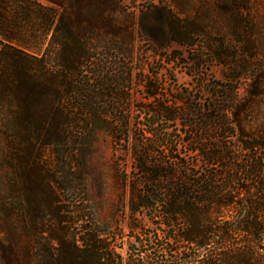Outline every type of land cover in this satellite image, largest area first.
<instances>
[{"label":"trees","instance_id":"obj_1","mask_svg":"<svg viewBox=\"0 0 264 264\" xmlns=\"http://www.w3.org/2000/svg\"><path fill=\"white\" fill-rule=\"evenodd\" d=\"M0 264H264V0H0Z\"/></svg>","mask_w":264,"mask_h":264},{"label":"rangeland","instance_id":"obj_2","mask_svg":"<svg viewBox=\"0 0 264 264\" xmlns=\"http://www.w3.org/2000/svg\"><path fill=\"white\" fill-rule=\"evenodd\" d=\"M132 7L137 6L141 8L146 5L150 0H128ZM160 1V0H153ZM199 41L193 47H188L186 45H180L178 43H173L166 49L158 50L155 56L148 49L152 46L150 42L146 39H141L138 41L139 48L136 51V56H140L143 53L144 57L149 55L150 59L156 57L157 60L154 64L147 65V70L152 73V71L158 70V67H162L159 70L161 77L170 78L172 73H174L178 79V82L182 85H192L196 83L197 77L201 75H208L215 77H222L224 68L222 65H212L207 67L206 65H198L196 63V51L198 49ZM147 53V54H146ZM105 145H102L101 150H104ZM109 151V150H108ZM111 152L109 151V154Z\"/></svg>","mask_w":264,"mask_h":264}]
</instances>
